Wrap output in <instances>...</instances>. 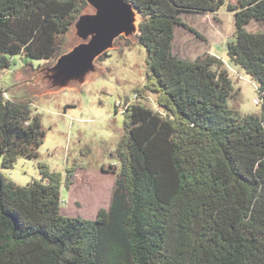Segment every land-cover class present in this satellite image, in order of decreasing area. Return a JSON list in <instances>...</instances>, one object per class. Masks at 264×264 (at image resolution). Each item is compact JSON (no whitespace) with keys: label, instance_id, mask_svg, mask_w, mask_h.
I'll return each instance as SVG.
<instances>
[{"label":"trees","instance_id":"obj_1","mask_svg":"<svg viewBox=\"0 0 264 264\" xmlns=\"http://www.w3.org/2000/svg\"><path fill=\"white\" fill-rule=\"evenodd\" d=\"M126 1L142 18L145 82L122 113L108 208L92 220L60 211L75 167L63 177L38 164L40 180L26 187L3 177L17 158L37 160L45 131L31 102L0 88V264H264V30L247 29L264 27V0ZM224 6L234 18L227 57L255 83L259 115L228 105L232 83L219 59L172 51L176 28L193 32L183 15ZM85 7L0 0V74L16 57L54 62Z\"/></svg>","mask_w":264,"mask_h":264},{"label":"rangeland","instance_id":"obj_2","mask_svg":"<svg viewBox=\"0 0 264 264\" xmlns=\"http://www.w3.org/2000/svg\"><path fill=\"white\" fill-rule=\"evenodd\" d=\"M226 3L233 4L234 0ZM182 20L193 32L176 28L173 53L188 61L204 55L219 59L220 68L232 83V99L228 105L242 116L259 115L255 83L227 57V44L234 40L233 14L224 6L215 14L183 15ZM247 29L259 32L264 27L252 22ZM136 36L117 39L114 49L96 61L103 73L79 90L42 93L28 81L31 75L27 67L37 70L54 62L14 58L11 68L0 74L2 95L31 102V112L40 117L45 138L37 160L19 157L11 170L1 171L7 181L19 187L39 181L38 164L48 166L51 172L63 177L67 169L75 167L73 185L68 191L61 190V213L92 220L98 210L108 208L115 179L112 173H117L120 167L116 149L124 135L122 113L135 102L134 93L145 82L146 53L138 45ZM68 45L69 41H65L63 52L69 50ZM153 101L152 96H146L144 104L156 110Z\"/></svg>","mask_w":264,"mask_h":264},{"label":"water","instance_id":"obj_3","mask_svg":"<svg viewBox=\"0 0 264 264\" xmlns=\"http://www.w3.org/2000/svg\"><path fill=\"white\" fill-rule=\"evenodd\" d=\"M84 2L86 7L65 35L69 50L63 52L62 49L51 66L37 70L27 67L31 75L28 81L42 93L79 90L90 79L103 73L96 61L114 49L117 39H132L138 34L142 18L126 0Z\"/></svg>","mask_w":264,"mask_h":264},{"label":"built area","instance_id":"obj_4","mask_svg":"<svg viewBox=\"0 0 264 264\" xmlns=\"http://www.w3.org/2000/svg\"><path fill=\"white\" fill-rule=\"evenodd\" d=\"M256 104H259V101L255 102Z\"/></svg>","mask_w":264,"mask_h":264}]
</instances>
